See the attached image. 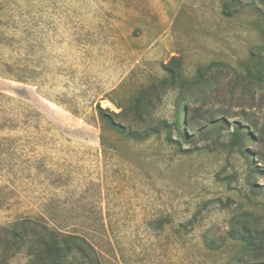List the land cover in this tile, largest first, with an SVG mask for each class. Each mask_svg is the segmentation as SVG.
<instances>
[{
  "label": "rangeland",
  "instance_id": "374dc122",
  "mask_svg": "<svg viewBox=\"0 0 264 264\" xmlns=\"http://www.w3.org/2000/svg\"><path fill=\"white\" fill-rule=\"evenodd\" d=\"M242 227L264 229V0H0V262L52 228L99 264L264 260L224 242Z\"/></svg>",
  "mask_w": 264,
  "mask_h": 264
},
{
  "label": "trees",
  "instance_id": "16d2710c",
  "mask_svg": "<svg viewBox=\"0 0 264 264\" xmlns=\"http://www.w3.org/2000/svg\"><path fill=\"white\" fill-rule=\"evenodd\" d=\"M143 91L135 100L134 109L138 110L140 101L145 97ZM100 111L102 109L100 108ZM100 117L104 118L100 113ZM113 128L124 133L127 137L134 140L146 139L152 132L149 129L143 131L126 130L123 127L111 123ZM238 133H242L238 130ZM225 243L234 242L238 247H242L247 253H254L259 256L264 253V229L251 230L247 227L228 230ZM202 245L208 251H216L221 247L218 246L215 239L203 236ZM224 243V244H225ZM33 250L30 252V261L28 264H99L95 247L83 236L78 234H66L52 228V234L49 237H38L33 243ZM260 258V257H257ZM238 264H264V260L242 261L235 259ZM0 264H7L0 262ZM225 264H236L232 259Z\"/></svg>",
  "mask_w": 264,
  "mask_h": 264
}]
</instances>
